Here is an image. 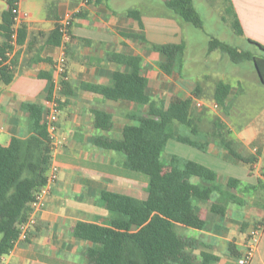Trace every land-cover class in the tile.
Returning <instances> with one entry per match:
<instances>
[{"label": "crops", "instance_id": "crops-1", "mask_svg": "<svg viewBox=\"0 0 264 264\" xmlns=\"http://www.w3.org/2000/svg\"><path fill=\"white\" fill-rule=\"evenodd\" d=\"M81 1L20 0L18 4L19 11L29 16L22 23L21 42L15 41L12 46V80H0V144H7L11 137H27L35 121L45 123V102L57 100V131L51 142L47 170L48 174L55 166L56 179L48 184L41 207L33 213L27 239L5 254L1 264H96L89 252L100 249L101 244L74 236L76 224L127 220L126 215L108 210L99 192L109 190L139 199L146 197L147 178L124 166L125 153L92 142L98 135L120 138L123 126L136 124L133 116H146L145 106L86 90L87 84L112 85L114 71L130 72L147 78L145 92L150 103L158 102L155 97L167 93L172 97L167 102L164 97L165 104L187 97L192 102H203L194 99V90L201 92V77L193 78L184 61L179 74L174 69L167 75L157 66L162 55L151 48L152 43L183 41L187 47L186 22L165 7V0H87L73 14L69 39L63 43L54 31L61 17L74 11ZM230 1L243 31L238 36L264 45V0ZM24 2H28V10H24ZM139 4L148 10L143 11ZM6 7V0H0V21ZM129 10H137L139 19L131 17ZM3 41L0 30V46ZM62 53L64 71L59 72L56 63ZM114 54L137 55L140 65L120 64L111 58ZM61 76L68 83L63 88ZM202 77L218 78L210 69ZM219 80L223 79L216 82ZM255 81L253 88L244 86L240 79L235 84L225 81L231 87L216 118L228 131L237 151L253 156V162L235 159L213 142L201 150L170 139L169 151L162 153L164 161L172 156L195 161L217 175L218 189L211 192L209 202L192 205L198 213V224H175L176 232L191 239L185 252L192 257V264H238L248 248L250 232L256 223L264 221V88L258 86V76ZM212 102L219 106L214 99ZM29 105L37 106L40 114ZM95 110L110 114L108 131L94 126ZM229 178L237 180L234 186L227 185ZM189 180L205 184L196 175ZM211 204H216L218 211L210 210ZM228 243L234 245L238 255L230 254ZM248 264H264V228Z\"/></svg>", "mask_w": 264, "mask_h": 264}, {"label": "trees", "instance_id": "trees-1", "mask_svg": "<svg viewBox=\"0 0 264 264\" xmlns=\"http://www.w3.org/2000/svg\"><path fill=\"white\" fill-rule=\"evenodd\" d=\"M223 2L224 11L233 16L234 33L243 35L231 1ZM6 3L7 7L2 12L0 21V30L4 34L0 56L6 49L12 48L10 42L17 8V0H6ZM164 4L184 22L195 27L203 26V19L193 0H165ZM128 14L139 19L137 10H129ZM23 31L21 24L16 30L17 43L21 42ZM54 32L59 38L58 28ZM133 36L144 38L140 34ZM245 40L260 52L257 54L238 49L217 38L208 40L207 51L221 48L234 63L252 61L254 70L258 73V80L264 85V45L249 38ZM151 48L162 55V60L157 63L162 72L170 75L174 69L178 74L182 71L185 53L183 41L152 43ZM111 58L120 64L131 66H139L141 62L137 55L114 54ZM12 77L10 66L0 67L2 82L9 83ZM112 78V85L87 84L85 89L145 106L146 116H133L136 124L123 126L120 138L98 135L93 137L92 142L97 146L125 153L124 166L143 173L147 178L146 197L139 199L127 194L101 190L99 197L105 207L112 212L126 215L127 220L108 219L105 224L78 222L73 234L101 244L100 249H92L89 252L96 264H192V257L185 252L191 239L176 232L175 224H198V213L192 205L198 201L209 202L211 192L218 189L215 184L217 175L214 170L195 161L175 156L164 161L162 153L167 142L174 139L201 150L213 142L235 159L251 163L255 158L243 156L237 151L233 140L228 137V131L217 119L213 121L210 130H201L200 119L192 112L191 97L167 104L160 101L158 105H154L149 102V96L145 92L146 77L114 71ZM60 84L62 88L68 85L63 77ZM230 87V84L223 80L216 82L213 99L217 104H225ZM198 91L196 88L194 94ZM29 108L40 114L37 106L31 105ZM93 115L96 128L103 131L110 129L111 116L107 111L95 110ZM50 161V138L46 125L38 120L31 126L27 137H11L7 144H0V264L2 257L15 246L19 226L27 220L31 202L46 182ZM191 175L198 176L205 184L192 183L189 180ZM236 181L229 178L227 185L234 186ZM209 208L213 211L219 209L216 204H211ZM243 228L245 224L242 225ZM228 251L232 255H238L232 243H228Z\"/></svg>", "mask_w": 264, "mask_h": 264}, {"label": "rangeland", "instance_id": "rangeland-1", "mask_svg": "<svg viewBox=\"0 0 264 264\" xmlns=\"http://www.w3.org/2000/svg\"><path fill=\"white\" fill-rule=\"evenodd\" d=\"M27 3H23L24 10L29 9ZM139 5L143 11L148 10V7L143 4ZM194 5L203 19V26L195 27L186 23L184 33L187 47L185 48L184 62L188 66V71L193 73V78L197 79L201 77V80H198L201 92H199L200 90L196 92L197 94H195L194 99H202L203 105L197 106L196 101H193L192 112L200 118L199 127L205 131L210 129L213 121L217 118V113L221 111L220 105L215 107L214 102H212L213 87L216 80L221 77V79L235 84V81L240 79L244 86L253 88L256 87L255 80L257 78L252 61L234 63L221 48L208 52V40L210 38H217L227 45L234 46L238 49L249 50L257 54L260 51L253 44L248 43L243 37L233 33L231 27L233 16L231 13L224 11L225 4L223 0H194ZM156 11H158L157 8ZM222 16H225L224 20ZM208 69L214 73L216 72L218 76L216 80H209L206 77H202V73L207 72ZM164 85L168 86L169 84L165 83ZM258 86L264 88L261 83ZM152 90L155 91L156 89L152 88ZM168 94L165 96H156L155 100L158 102L152 104L158 105L160 100H166L167 102L172 97ZM164 97L165 100H163ZM184 130L186 131V129ZM168 146L170 145L165 147L164 152L169 151Z\"/></svg>", "mask_w": 264, "mask_h": 264}, {"label": "built area", "instance_id": "built-area-1", "mask_svg": "<svg viewBox=\"0 0 264 264\" xmlns=\"http://www.w3.org/2000/svg\"><path fill=\"white\" fill-rule=\"evenodd\" d=\"M20 0H17V8L15 10V16H14V24H13V31L11 34V45L16 41V30L17 28L23 23V21L29 16L27 12L19 11L18 4ZM87 3V0H82L80 5L72 12H69L65 14L61 19L59 20L58 24V32L61 38V41L63 43H66L69 39L70 35V24L73 17V14L78 12L82 6H84ZM13 56V47L11 49H6L2 56H0V67L7 65L10 66V60ZM64 62H65V56L64 53L60 56L58 59L56 66L57 70L59 72L64 71ZM45 105L47 107V113H46V130L48 132L49 138H50V145L53 140L54 134L57 131V120H58V112H59V106L58 102L55 99L47 100L45 102ZM197 106H202L203 102H197ZM216 106V104H214ZM56 179V167L51 166L50 172L46 175V182L43 186L40 187L39 191L36 193L34 200L31 202V211L29 212L28 218L25 222L20 224L19 228V235L17 240L15 241V245L18 244L20 241H24L27 239L28 235V229L29 226L34 222V216L33 213L35 210L39 209L42 205V195L47 191V186L49 183L53 182ZM264 228V221L262 220L260 223H258L250 232L249 238H248V248L246 252L239 257L238 264H248L251 256L253 254V250L259 240V237L263 231Z\"/></svg>", "mask_w": 264, "mask_h": 264}, {"label": "water", "instance_id": "water-1", "mask_svg": "<svg viewBox=\"0 0 264 264\" xmlns=\"http://www.w3.org/2000/svg\"><path fill=\"white\" fill-rule=\"evenodd\" d=\"M257 72V71H256ZM257 75H258V73H257Z\"/></svg>", "mask_w": 264, "mask_h": 264}]
</instances>
